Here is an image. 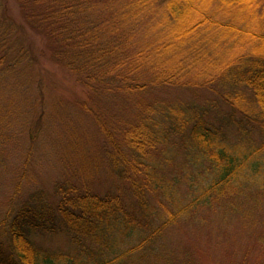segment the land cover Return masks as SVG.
<instances>
[{
    "label": "trees",
    "instance_id": "obj_1",
    "mask_svg": "<svg viewBox=\"0 0 264 264\" xmlns=\"http://www.w3.org/2000/svg\"><path fill=\"white\" fill-rule=\"evenodd\" d=\"M15 2L24 24L46 39L52 64L95 99L129 98L138 103V112L122 128H112L101 113L83 105L111 148L106 158L112 174L128 190L100 196L64 183L55 188L54 204L35 194L0 222V264L171 259L163 241L174 226L205 223L215 213L226 220L243 212L246 203H262L264 188L250 197L245 189L257 185L253 182L264 166V0ZM15 34L0 28V68ZM15 64H8L7 72L20 71L21 63ZM166 89L210 92L229 114L217 115L221 124L216 126L209 121L216 102L141 99ZM227 121L238 131L236 143L223 132ZM176 162L196 170L189 182L199 183L207 166L214 175L185 202L179 198V179L166 175L177 169ZM60 230L70 236L68 256L52 254L31 239L34 232Z\"/></svg>",
    "mask_w": 264,
    "mask_h": 264
},
{
    "label": "rangeland",
    "instance_id": "obj_2",
    "mask_svg": "<svg viewBox=\"0 0 264 264\" xmlns=\"http://www.w3.org/2000/svg\"><path fill=\"white\" fill-rule=\"evenodd\" d=\"M0 28L17 30L7 43H15L7 53V63L0 68V222L37 193H43L46 201L54 204L59 184L87 187L100 196L126 192L129 186L116 180L106 158L111 148L83 105L101 113V119L112 128H122L133 120L138 103L123 97L95 99L67 72L52 64L46 39L24 24L15 0H0ZM21 50L25 52L21 54ZM14 62L21 63V72L19 67L7 72L8 64ZM141 99L201 105L216 102L213 104L217 107H210L209 117L216 126L221 124L216 122L217 115L220 119L221 113L229 114L217 97L201 90L166 89ZM223 132L228 134L229 143L240 138L230 121ZM252 139L255 144L261 141L255 130ZM180 162L166 175L179 179V198L185 202L192 193L208 186L214 175L207 166L200 170L199 183L198 179L189 182L196 170H188ZM253 184L257 185L245 189L247 197L262 192L264 166ZM241 208L243 212L226 220L215 213L205 223L187 220L174 226L163 241L172 258L152 257L147 264H264V198L260 204L254 201ZM245 212L250 216L243 220ZM31 239L52 254L68 256L73 251L65 231L34 232Z\"/></svg>",
    "mask_w": 264,
    "mask_h": 264
}]
</instances>
